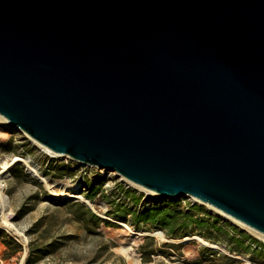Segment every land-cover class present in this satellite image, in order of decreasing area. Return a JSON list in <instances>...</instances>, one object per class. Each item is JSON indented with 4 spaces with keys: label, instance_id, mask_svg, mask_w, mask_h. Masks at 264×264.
Returning a JSON list of instances; mask_svg holds the SVG:
<instances>
[{
    "label": "water",
    "instance_id": "water-1",
    "mask_svg": "<svg viewBox=\"0 0 264 264\" xmlns=\"http://www.w3.org/2000/svg\"><path fill=\"white\" fill-rule=\"evenodd\" d=\"M0 115L264 234V0H0Z\"/></svg>",
    "mask_w": 264,
    "mask_h": 264
},
{
    "label": "rangeland",
    "instance_id": "rangeland-1",
    "mask_svg": "<svg viewBox=\"0 0 264 264\" xmlns=\"http://www.w3.org/2000/svg\"><path fill=\"white\" fill-rule=\"evenodd\" d=\"M17 156L31 157L32 163L38 165L40 171L50 179L53 190L58 194L55 195L33 175L25 163L14 162L13 158ZM4 159L13 162L10 174L2 181L9 204L6 208L0 205V230H4L18 244H6V236H0V256L3 260L0 264H29V258L31 264H257L251 259V255L231 253L224 245L220 246L225 251L204 245L195 239H174L163 230H139L130 222L114 217L111 214L114 204L110 201L128 205L131 203L125 198V191H120L122 187L151 197L156 195L146 194L141 187L118 177L115 171L79 166L76 161L67 157H51L48 150L27 134L13 132L0 122V163ZM92 179L103 183L102 190L93 201L95 207L81 199L60 195L65 190L63 185H75L79 189L77 193L85 196L91 192L86 183L91 184ZM174 200H180L185 211L191 204L204 206L206 211L221 222H228L264 243V238L207 204L190 197ZM78 202L85 203L112 224L101 223L97 226L91 221L87 222L88 218L80 220ZM3 214H6L13 227L5 222ZM157 231H163L166 237L154 234ZM250 243L253 248H259L256 242ZM38 249L43 251L39 252ZM143 250L155 253L146 255ZM146 258L148 261L145 263ZM262 262L264 263L263 259Z\"/></svg>",
    "mask_w": 264,
    "mask_h": 264
},
{
    "label": "trees",
    "instance_id": "trees-1",
    "mask_svg": "<svg viewBox=\"0 0 264 264\" xmlns=\"http://www.w3.org/2000/svg\"><path fill=\"white\" fill-rule=\"evenodd\" d=\"M99 182L97 183L92 179L91 184H87L85 181L86 187L91 190L90 193L85 194L88 199L94 201L97 193L102 190L103 183ZM120 191H125V198L129 199L131 203L128 205L123 202L110 201L114 204L111 214L118 219L130 222L137 229L163 230L169 237L174 239L200 235L212 243L224 245L231 253L239 255L249 254L251 259L257 264H264L262 262V259L264 260V243L253 238L245 231L238 230L228 222H221L220 219L206 211L204 206L196 203L191 204L189 209L185 211L180 200L151 197L130 188L122 187ZM64 204L67 203L64 202ZM78 205L81 213L78 216L80 220L84 221V219L88 218L87 222L91 221L97 226L101 223L112 224L96 214L85 203L78 202ZM21 213L19 212V214ZM0 236H6L4 239L6 244H18L4 230H0ZM252 241L256 242L259 248L258 246L253 248L250 243ZM49 246L52 245L50 244ZM38 250L41 252L42 249ZM142 252L146 255L155 253L152 250H143ZM147 261L148 259L146 258L144 262L146 263ZM27 263L31 264L30 258Z\"/></svg>",
    "mask_w": 264,
    "mask_h": 264
},
{
    "label": "bare ground",
    "instance_id": "bare-ground-1",
    "mask_svg": "<svg viewBox=\"0 0 264 264\" xmlns=\"http://www.w3.org/2000/svg\"><path fill=\"white\" fill-rule=\"evenodd\" d=\"M0 122L4 123V124H9L8 121L5 118H3L1 115H0ZM41 146H43V145H41ZM43 148L50 152V150L48 148H46L44 146H43ZM13 161L14 162L15 161H21V162L25 163L27 165L28 170L33 175H35L37 178H39L55 195L58 194L55 190H53V184L51 183L50 179L47 176H45L44 173H42L40 171L38 165L32 163L31 157L28 158V157H19V156H17V157L13 158ZM13 161H9L7 159H4L0 163V205L3 206L4 208H6L8 206L9 202H8V197H7V195L4 192V184H3L2 181H3L4 177H6V176H8L10 174L9 170H10V166H11ZM60 184H62V183H60ZM63 186H65L64 187L65 190L62 191V193L60 194L61 196H64V197H67V198L75 197L77 199H81V200L89 203L92 207H95L94 202L92 200L88 199L87 197L83 196L82 194L77 193L78 190H79L77 186H75V185H70V187H68L66 185H63ZM154 197H158V196H154ZM3 216H4L5 222L8 223L9 226L11 227L12 223H9L6 214H3ZM230 219L232 220V218H230ZM233 221L238 223V224H240L242 227L246 228L247 230L251 231L252 233L258 235L259 237L264 238V234L259 233V232L255 231V230L251 229L250 227H248L246 225H243L242 223H239L238 221H236L234 219H233ZM123 224L126 225V227L128 226L127 223L123 222ZM154 234L158 235L161 238L166 237V235H165V233L163 231H157ZM192 239L198 240L200 243H202L204 245H210V246H212L214 248H217V249H220V250L223 249V247L220 246L219 244L212 243V242L208 241L207 239H205L204 237H202L200 235L187 236V237L184 238L185 241L192 240ZM223 251H225V250L223 249Z\"/></svg>",
    "mask_w": 264,
    "mask_h": 264
},
{
    "label": "built area",
    "instance_id": "built-area-1",
    "mask_svg": "<svg viewBox=\"0 0 264 264\" xmlns=\"http://www.w3.org/2000/svg\"><path fill=\"white\" fill-rule=\"evenodd\" d=\"M50 154H51V157H55V156H58L59 157V155H57V154H54L53 152H51L50 151Z\"/></svg>",
    "mask_w": 264,
    "mask_h": 264
},
{
    "label": "crops",
    "instance_id": "crops-1",
    "mask_svg": "<svg viewBox=\"0 0 264 264\" xmlns=\"http://www.w3.org/2000/svg\"><path fill=\"white\" fill-rule=\"evenodd\" d=\"M0 261H1V262H3V260H2V258H1V256H0Z\"/></svg>",
    "mask_w": 264,
    "mask_h": 264
}]
</instances>
